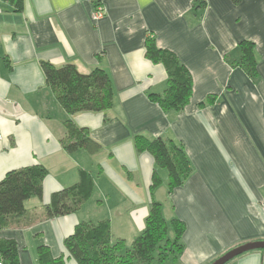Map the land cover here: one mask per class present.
I'll list each match as a JSON object with an SVG mask.
<instances>
[{
    "label": "crops",
    "instance_id": "crops-1",
    "mask_svg": "<svg viewBox=\"0 0 264 264\" xmlns=\"http://www.w3.org/2000/svg\"><path fill=\"white\" fill-rule=\"evenodd\" d=\"M102 2L105 14L94 22L88 0H21L20 8L0 0V180L31 165L47 171L42 198L25 200V213L10 218L0 240L17 244L18 264H41L39 245L52 259L77 264L63 246L77 224L106 220L112 241L131 244L158 202L168 224L184 225L182 252L163 262L209 264L264 241V0ZM147 37L191 74L192 94L180 112H163L148 97L167 83L163 66L145 57ZM242 40L254 44L255 80L232 65ZM41 61L106 72L110 109L68 115L46 85ZM67 120L87 130L88 146L63 148ZM137 135L182 146L191 174L181 186L168 192L166 171L135 149ZM81 171L93 179L90 198L73 213L46 217L51 195L77 183ZM154 171L161 182L151 191ZM226 264H264V250Z\"/></svg>",
    "mask_w": 264,
    "mask_h": 264
},
{
    "label": "trees",
    "instance_id": "trees-1",
    "mask_svg": "<svg viewBox=\"0 0 264 264\" xmlns=\"http://www.w3.org/2000/svg\"><path fill=\"white\" fill-rule=\"evenodd\" d=\"M20 8L21 0H10ZM238 4L240 0H230ZM201 1L195 8H201ZM145 57L153 64H161L166 73L167 87L162 94H149V99L163 112H180L188 104L192 94V78L187 68L180 63L176 55L159 48L153 37L144 41ZM239 57L232 65L240 67L252 80L258 76L254 56V44L247 40L238 43ZM45 83L51 90L59 106L68 114L81 112H106L112 104L111 82L101 69L81 74L73 64L53 66L39 63ZM210 101V97L207 98ZM66 138L63 148L72 152L90 144L86 129L76 127L71 121L64 122ZM138 152L148 153L156 167L167 173V190L171 192L181 186L191 174V166L181 145L160 137L147 139L137 135L133 138ZM47 171L41 165H31L10 170L0 180V229L8 226L11 217L25 213L24 202L30 197L42 198V183ZM161 182L157 172H153L150 189ZM93 191V179L86 171L79 173L77 183L53 193L49 203L45 204L46 217H56L75 212L86 202ZM168 225L172 237L168 235ZM184 225L177 219L169 224L165 221L161 205L152 202L145 219L144 230L129 247L122 239L112 241L109 223L106 220L95 224L82 222L75 226L73 233L66 237L63 246L67 256L77 264H150L153 260L163 262L167 258L176 259L182 252L180 242ZM38 261L41 264H63L61 256L52 259L49 250L37 247ZM17 244L12 240H0V264H18Z\"/></svg>",
    "mask_w": 264,
    "mask_h": 264
},
{
    "label": "water",
    "instance_id": "water-1",
    "mask_svg": "<svg viewBox=\"0 0 264 264\" xmlns=\"http://www.w3.org/2000/svg\"><path fill=\"white\" fill-rule=\"evenodd\" d=\"M255 250H264V241H253V242L241 244L237 247H234L226 251L224 254H222L220 257H218L209 264H226L230 260L234 259L235 257L243 253L249 251H255Z\"/></svg>",
    "mask_w": 264,
    "mask_h": 264
},
{
    "label": "built area",
    "instance_id": "built-area-1",
    "mask_svg": "<svg viewBox=\"0 0 264 264\" xmlns=\"http://www.w3.org/2000/svg\"><path fill=\"white\" fill-rule=\"evenodd\" d=\"M93 4L91 19L95 22L101 19L105 14V9L102 0H88ZM1 139V137H0Z\"/></svg>",
    "mask_w": 264,
    "mask_h": 264
},
{
    "label": "rangeland",
    "instance_id": "rangeland-1",
    "mask_svg": "<svg viewBox=\"0 0 264 264\" xmlns=\"http://www.w3.org/2000/svg\"><path fill=\"white\" fill-rule=\"evenodd\" d=\"M163 172V171H162ZM163 174H165V172H163ZM168 217V216H167ZM165 218L167 221H168V218ZM168 235H169V237H171L172 236V233H171V230L169 229V233H168ZM115 241V240H114ZM129 242H127V244H126V246L127 247H129ZM151 264H160L159 262H157L156 260H153L152 262H151ZM162 264H171V262H163Z\"/></svg>",
    "mask_w": 264,
    "mask_h": 264
}]
</instances>
